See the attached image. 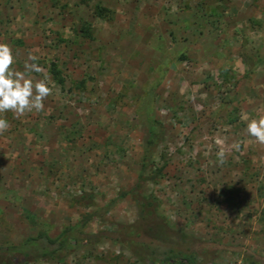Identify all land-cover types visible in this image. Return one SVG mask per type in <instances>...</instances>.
<instances>
[{"label": "rangeland", "instance_id": "374dc122", "mask_svg": "<svg viewBox=\"0 0 264 264\" xmlns=\"http://www.w3.org/2000/svg\"><path fill=\"white\" fill-rule=\"evenodd\" d=\"M0 42L53 85L3 114L0 245L37 233L27 210L103 236L29 264H161L138 256L157 213L200 264H264V144L241 119L264 115V0H0Z\"/></svg>", "mask_w": 264, "mask_h": 264}, {"label": "trees", "instance_id": "16d2710c", "mask_svg": "<svg viewBox=\"0 0 264 264\" xmlns=\"http://www.w3.org/2000/svg\"><path fill=\"white\" fill-rule=\"evenodd\" d=\"M52 73L59 83L63 78L59 70ZM23 219L37 230L17 245H0V264H29L37 261L62 260L72 254L79 246L99 243L102 235L85 231L89 218L67 226L56 236L50 234L48 224L30 211L23 212ZM144 233L149 241H140L143 255L139 258L151 259L161 264H200L193 250L191 238L172 229L163 218L155 213L153 217L144 215Z\"/></svg>", "mask_w": 264, "mask_h": 264}, {"label": "clouds", "instance_id": "9594fccd", "mask_svg": "<svg viewBox=\"0 0 264 264\" xmlns=\"http://www.w3.org/2000/svg\"><path fill=\"white\" fill-rule=\"evenodd\" d=\"M37 60V56L29 53L21 70L16 67L17 55L12 46L6 42H0V134L10 128L4 113L11 111L14 114L24 115L28 112L44 110V101L52 94L53 85L48 77L39 79L33 75L43 72ZM241 119L246 122L245 132L248 136L264 144V115L249 118L245 114ZM232 147L240 151L241 144L237 142ZM216 155L219 162L223 163L225 159L223 147Z\"/></svg>", "mask_w": 264, "mask_h": 264}]
</instances>
